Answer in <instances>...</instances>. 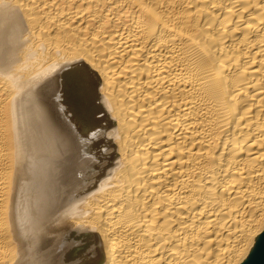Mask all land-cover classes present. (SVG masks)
Wrapping results in <instances>:
<instances>
[{"label":"bare ground","instance_id":"1","mask_svg":"<svg viewBox=\"0 0 264 264\" xmlns=\"http://www.w3.org/2000/svg\"><path fill=\"white\" fill-rule=\"evenodd\" d=\"M264 232V0H0V264H243Z\"/></svg>","mask_w":264,"mask_h":264},{"label":"water","instance_id":"2","mask_svg":"<svg viewBox=\"0 0 264 264\" xmlns=\"http://www.w3.org/2000/svg\"><path fill=\"white\" fill-rule=\"evenodd\" d=\"M243 264H264V232L259 237L249 258Z\"/></svg>","mask_w":264,"mask_h":264}]
</instances>
